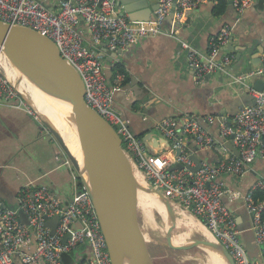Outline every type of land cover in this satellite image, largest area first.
I'll return each instance as SVG.
<instances>
[{"label":"built area","instance_id":"built-area-1","mask_svg":"<svg viewBox=\"0 0 264 264\" xmlns=\"http://www.w3.org/2000/svg\"><path fill=\"white\" fill-rule=\"evenodd\" d=\"M119 0H60L57 11L50 10L38 0H0V21L25 29L49 39L57 46L63 58L79 72L85 84V100L122 139L124 149L133 157L154 188L189 208L221 241L235 264H264V196L256 200L257 191L264 194V178L259 179L247 192L233 189L221 179L223 175H240L249 164L264 160V89L249 85L248 91L255 99L253 105H244L230 118H221L219 137L230 139L239 150L238 158L212 164L202 160L197 172L184 167L172 170L178 163L196 166L191 155L204 149L218 148L215 138L203 125L199 116L187 115L182 123L170 118L159 127L168 138L175 141L172 150L182 148L180 157L163 153H151L145 141L135 135L122 114L114 106V90L122 86L126 77L118 73L113 85L105 71V58L101 44L109 50H124L138 41L166 33L164 21L173 14L177 22H183L186 11L196 9L207 0H158L159 8L149 20H131L121 14ZM254 0H232L239 12L253 4ZM80 24L87 30L83 32ZM232 29L226 25L221 33L210 41L209 53L202 57L186 40L181 41L190 68L203 79L207 74L225 71L235 60V54L219 57L221 49L230 42ZM250 77L264 80V54L261 64L250 71ZM0 100L19 102L31 115L35 110L19 95L15 87L0 69ZM38 116V115H36ZM209 115V124L217 120ZM195 140L200 151H191L183 137ZM64 165L71 167L65 157ZM74 178L77 175L74 172ZM79 182V180H78ZM243 198L246 208L253 215L256 243L261 260L250 258L241 238L236 216L225 205L224 199ZM67 206L48 184L35 188L25 185L19 192L18 206L9 207L0 199V264H65L66 254L80 244H88L92 256L86 264H112L108 245L92 197L87 189L77 183ZM59 215L55 233L45 225L46 217ZM71 236L66 242L67 234Z\"/></svg>","mask_w":264,"mask_h":264},{"label":"crops","instance_id":"crops-1","mask_svg":"<svg viewBox=\"0 0 264 264\" xmlns=\"http://www.w3.org/2000/svg\"><path fill=\"white\" fill-rule=\"evenodd\" d=\"M38 1L52 11L59 9L60 0ZM219 5H223L222 12ZM226 25L231 27L232 37L221 49L219 57L234 53V62L227 70L212 73L208 79L198 78L189 66L181 41H188L202 57H206L211 39L218 36ZM80 26L88 38L85 25ZM163 28L166 33L138 41L122 50L113 62L105 58V71L112 85L119 73L116 65H121L126 75L122 86L114 90L115 108L128 120L136 136L143 139L152 133L154 138L161 139L162 146L167 145L165 139H171L159 127L161 123L170 118L182 123L187 115L199 116L203 125L217 138L219 149L200 151L195 140L180 134L187 141L189 150L200 151L198 154L203 161L216 165L222 160L238 158L239 150L232 141L219 137L220 119L236 115L249 102L248 86L261 79L247 74L262 61L261 58L256 62L262 53L260 49L264 48V0H254L242 12L229 0H207L198 8L186 11L183 22L167 18ZM231 42L235 51L227 49ZM245 46L247 51H242V57L237 61L239 48ZM143 95L144 99L134 103L136 97ZM14 104L19 102L0 100V199L6 206L17 207L23 186L35 188L46 183L67 206L78 179L74 178L71 167L63 164L64 153L50 141L40 117L29 114L26 107H14ZM209 115L218 118L209 124L206 121ZM147 142L148 149L154 150L151 153L159 152L150 140ZM165 146L159 153L175 154L173 146ZM262 178L264 160L261 159L246 166L240 175L221 177L227 186L242 192H247ZM240 199L242 202L239 198H225V205L227 203L242 226H248L253 223V217L244 199ZM91 256L88 244H80L64 257V261L65 264H86Z\"/></svg>","mask_w":264,"mask_h":264},{"label":"water","instance_id":"water-1","mask_svg":"<svg viewBox=\"0 0 264 264\" xmlns=\"http://www.w3.org/2000/svg\"><path fill=\"white\" fill-rule=\"evenodd\" d=\"M229 3H232V0H229ZM118 5L121 8V14H126L131 20H149L159 8L158 0H119ZM168 19H174V15H169ZM227 49L236 50L232 42ZM247 49V46L239 48L237 61L241 59L242 51H247ZM260 52H262L260 53L261 56L259 55L260 57L257 58L256 62L261 61L264 48L260 49ZM121 54L122 50L112 51L107 48L105 42L101 44L103 58H108L113 62ZM4 59L9 62V66ZM11 65L13 69L10 68ZM0 66L19 95L40 117L42 124L49 132L50 141L52 140L53 144L71 162V171L76 173L78 183L84 186L92 197L107 241L112 264H139L137 259L139 249L137 226L139 224L133 214L134 206L129 194V185L131 181L136 180L135 172L129 165L131 159L137 168L136 171L144 181V184L139 186L146 193H150L160 200L168 211L169 227L166 226V239L164 242L159 241L160 245L173 250H185L190 247L203 250L210 249L219 261H224L223 264H235L226 247L211 231L212 238L188 237L180 243H174L172 240L173 227L178 219L174 216L172 204L185 208L202 223L203 221L189 208L153 187L133 157L124 149L122 139L115 128L88 105L84 97L85 84L81 75L67 59L62 57L55 44L34 32L13 27L0 21ZM14 70L23 78L20 75H15ZM211 75L207 74L203 79H208ZM9 76L13 80L9 79ZM20 81H23V87ZM255 88L263 90L264 80L257 79ZM144 97L145 95L141 98L136 97L134 103L140 102ZM40 98L53 101L62 107L65 112L62 117L66 119L68 125L73 127L81 142L83 157L76 154L71 143L64 137L60 129L50 121L48 114L38 106ZM254 103L255 99L251 96L245 105H253ZM204 124L207 126L206 122ZM143 140L146 145L148 144L147 140H150L159 149V152L163 151L165 145L162 146L161 139L154 138L152 133L143 137ZM165 140L167 141L165 146L167 148H171L175 144V141ZM149 150L154 152L153 149ZM175 154L176 157H180L183 154V149L176 148ZM191 158L196 166H184L182 163H178L172 167V170H180L186 167L192 172L199 171L202 166V157L197 153L191 155ZM239 200L242 202V199L239 198ZM70 201L72 200L70 199ZM225 201L224 199V203ZM226 206L230 209L227 203ZM249 214L251 215V213ZM252 217L253 215H251ZM59 220V215L53 218L46 217L45 225L51 228L52 234L55 233ZM237 222L249 257L261 260V251L256 243L252 223L248 226H242L238 218ZM70 236V233L67 234L63 241L66 242ZM147 251L150 255V264H155L149 247Z\"/></svg>","mask_w":264,"mask_h":264},{"label":"bare ground","instance_id":"bare-ground-1","mask_svg":"<svg viewBox=\"0 0 264 264\" xmlns=\"http://www.w3.org/2000/svg\"><path fill=\"white\" fill-rule=\"evenodd\" d=\"M4 61L9 66V62L6 59H4ZM12 67L13 66L11 65L10 68L13 69ZM0 69L2 70L1 66ZM13 73L17 76L20 75L16 72V70H14ZM9 79L13 80V78H11L10 76ZM23 81H20L22 87L24 86ZM38 106H40L41 109L48 114L50 121L60 129L64 137L71 143V146L76 152V154L80 157H83L82 147L80 145L81 142L73 127L71 125H68L66 119L62 117L65 115V112L63 111L62 107L59 104L45 98H40L38 100ZM129 165L131 169L135 172L136 176V180L131 181L129 185V194L132 205H135V200H138V206L141 207L142 212L144 214V228L149 227L154 230L158 229L161 233L159 236L153 238L152 234H150L149 231L144 229L142 226H137V238L139 248L137 253L138 262L139 264H150V255L147 251L149 244H151L152 242H157V238H163L164 240L166 239V228H161L162 226H159L155 218L154 211H160L162 216L166 217L163 219V222L167 227H169L170 218L168 216V211L166 210L165 205L160 200L155 198L152 194L146 193L139 186L143 185L144 181L142 176L136 171L137 168L132 159L129 161ZM172 208L174 210V216L180 221H178V223L181 224L183 227V230L180 234H172V240L174 241V243H180L183 239L188 237L200 239L212 238L210 230L190 211L176 204H172ZM206 251L207 264H223L222 262L224 261H219L218 257L213 254L214 252L212 250L207 249Z\"/></svg>","mask_w":264,"mask_h":264},{"label":"rangeland","instance_id":"rangeland-1","mask_svg":"<svg viewBox=\"0 0 264 264\" xmlns=\"http://www.w3.org/2000/svg\"><path fill=\"white\" fill-rule=\"evenodd\" d=\"M136 203L134 206V216L139 224L144 228L145 221H144V214L140 206H138V200H135ZM155 218L161 228L165 227L166 225L163 222V219L166 218L162 216L160 211H154ZM177 220L176 225L173 227L174 233L180 234L183 230L181 224L178 223ZM180 222V221H179ZM152 234L153 238L159 236L160 230L151 229V228H144ZM156 233V234H155ZM157 242H152L149 244V251L152 255L153 261L155 264H166V259L170 260L172 258V262L170 264H207V251L200 249V248H188L185 250H173L169 247H165L164 245H160V242H164L163 238H157ZM160 241V242H159ZM159 242V243H158ZM167 255V257L165 256ZM190 255V257H189ZM187 256V258H186Z\"/></svg>","mask_w":264,"mask_h":264},{"label":"trees","instance_id":"trees-1","mask_svg":"<svg viewBox=\"0 0 264 264\" xmlns=\"http://www.w3.org/2000/svg\"><path fill=\"white\" fill-rule=\"evenodd\" d=\"M218 9H219V11L220 12H222L223 11V5H219V7H218ZM116 68H117V71L119 72V73H124V69H123V67L121 66V65H116ZM258 195V196H257ZM264 196V194H263V192H261V191H257L256 192V195H255V199L256 200H259V199H261L262 197ZM69 254V253H68ZM67 255V254H66ZM65 255V256H66ZM166 257H167V255H165ZM166 261V264H170L169 262H172V258H170V260H165Z\"/></svg>","mask_w":264,"mask_h":264},{"label":"clouds","instance_id":"clouds-1","mask_svg":"<svg viewBox=\"0 0 264 264\" xmlns=\"http://www.w3.org/2000/svg\"><path fill=\"white\" fill-rule=\"evenodd\" d=\"M125 74V73H124Z\"/></svg>","mask_w":264,"mask_h":264}]
</instances>
